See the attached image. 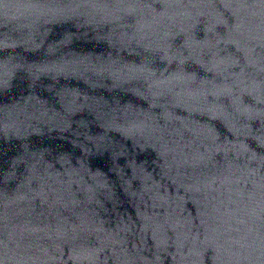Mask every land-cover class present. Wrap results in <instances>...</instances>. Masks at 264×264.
Listing matches in <instances>:
<instances>
[{"label": "water", "instance_id": "water-1", "mask_svg": "<svg viewBox=\"0 0 264 264\" xmlns=\"http://www.w3.org/2000/svg\"><path fill=\"white\" fill-rule=\"evenodd\" d=\"M238 5L264 113V0H238Z\"/></svg>", "mask_w": 264, "mask_h": 264}]
</instances>
